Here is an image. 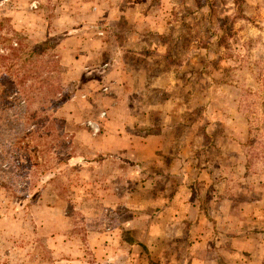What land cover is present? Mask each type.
Listing matches in <instances>:
<instances>
[{
    "label": "rangeland",
    "instance_id": "rangeland-1",
    "mask_svg": "<svg viewBox=\"0 0 264 264\" xmlns=\"http://www.w3.org/2000/svg\"><path fill=\"white\" fill-rule=\"evenodd\" d=\"M0 48V264H160L133 237L176 189L195 254L247 264L219 231L264 240V0H0Z\"/></svg>",
    "mask_w": 264,
    "mask_h": 264
},
{
    "label": "crops",
    "instance_id": "crops-1",
    "mask_svg": "<svg viewBox=\"0 0 264 264\" xmlns=\"http://www.w3.org/2000/svg\"><path fill=\"white\" fill-rule=\"evenodd\" d=\"M77 30V29H73ZM79 31H76L74 35L77 37L81 34L82 29H78ZM30 39L31 37H27ZM33 40V39H32ZM35 41V40H34ZM63 41V40H61ZM37 42V41H36ZM64 42V41H63ZM77 51V49H76ZM63 59L61 63H64L65 65L68 62H64V54ZM74 62L81 61L80 58H77V56H72ZM183 150V148L181 149ZM172 161H169L170 168L172 167ZM187 164V160L185 158V165ZM181 185V184H180ZM189 191H191V188L189 187ZM177 190V191H176ZM174 193H169L167 198H165L162 195L159 196L160 200L165 202V199L171 203H175V208L170 210V220H166L165 218V212L166 207L163 208V206L160 208L159 216L156 215L158 218L156 219V224L154 223L153 228L154 230L148 234H146L144 237H133L135 241V246L138 245V241H140L143 246L149 251L150 250H159V252L163 255L160 256V264H181L180 261H183V264H205V261L203 257L199 254H195V250L202 249L208 247L209 242L208 235L210 234L209 228H202L205 224V213L203 210L200 212L195 211V206L193 205V200L190 196L191 192L189 193H182L179 189H176ZM197 208H199L197 206ZM184 222H187V229H188V239L187 233L185 231L181 230V224H184ZM199 231V232H198ZM219 235L225 236V238L228 235L229 245L231 248H233L235 251H243L246 249L249 254L246 256L247 258V264H264V240H257L256 242H243L238 243L234 241L238 238L237 235H230V233L220 232ZM134 236V235H133ZM186 237V238H185ZM254 240V237L252 238ZM138 240V241H136ZM169 240V244L167 243ZM222 239L215 243L218 252L222 251L224 249V243H221ZM130 244V243H129ZM187 248V251L190 252L186 254L184 259L182 260V255L180 253L173 254V251H181ZM165 251H171L169 254V258L165 259V256H167V252ZM169 253V252H168ZM151 254V253H150ZM159 254V253H158ZM152 255V254H151ZM150 255V259H153V256ZM176 257V258H175ZM219 255H217V262L219 260ZM149 258L142 259L140 258V262L138 264H149ZM158 259V258H157ZM156 259V260H157ZM158 259V260H159ZM243 264V263H242Z\"/></svg>",
    "mask_w": 264,
    "mask_h": 264
},
{
    "label": "trees",
    "instance_id": "trees-1",
    "mask_svg": "<svg viewBox=\"0 0 264 264\" xmlns=\"http://www.w3.org/2000/svg\"><path fill=\"white\" fill-rule=\"evenodd\" d=\"M18 42H19V41H14V40H13L14 47H15V46H19V44H20L21 42H19V43H18ZM0 49L2 50V48H0ZM14 50H16V49L14 48Z\"/></svg>",
    "mask_w": 264,
    "mask_h": 264
}]
</instances>
